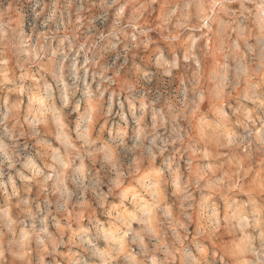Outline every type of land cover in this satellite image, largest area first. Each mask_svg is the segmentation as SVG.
<instances>
[{
    "label": "clouds",
    "instance_id": "9594fccd",
    "mask_svg": "<svg viewBox=\"0 0 264 264\" xmlns=\"http://www.w3.org/2000/svg\"><path fill=\"white\" fill-rule=\"evenodd\" d=\"M0 264H264V0H0Z\"/></svg>",
    "mask_w": 264,
    "mask_h": 264
}]
</instances>
